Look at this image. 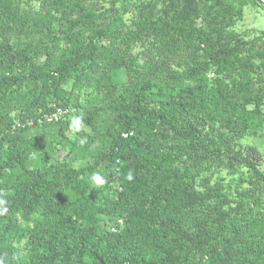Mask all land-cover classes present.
Here are the masks:
<instances>
[{"label": "trees", "instance_id": "16d2710c", "mask_svg": "<svg viewBox=\"0 0 264 264\" xmlns=\"http://www.w3.org/2000/svg\"><path fill=\"white\" fill-rule=\"evenodd\" d=\"M24 1L0 0V200L6 201L0 208H7L0 215V264H264V212L250 214L244 201L223 200L224 185L200 179L221 165H243L255 179L254 189L241 194L251 197L264 188V170L254 157L234 151L217 134L249 105H264V41L209 32L198 23L202 0L161 6L149 1L125 32L116 29L115 7L103 9L99 0H41L34 16ZM59 36L72 46L55 55ZM104 39L109 45L99 48ZM144 41L149 55L141 64L128 54ZM122 69L127 79L116 82L114 72ZM212 69L216 84L207 89ZM256 70L261 74L254 75ZM162 75L195 83L176 97L152 99ZM92 77L96 99L79 116L95 133L78 135L77 142L102 141L88 151L93 163L29 167L31 151L15 143L17 153L3 163L8 119L18 104H26V121L38 109L33 118L67 109L63 99L70 93L62 85ZM26 81L37 94L27 103ZM50 95L58 99L56 107L48 106ZM103 114L105 132L99 129ZM63 118L41 125L60 122L63 131L74 130L73 121ZM101 164L119 183L114 197L88 181L101 173ZM4 166L22 171L12 179L1 172ZM109 204L123 221L118 232H105L97 223ZM40 209L36 228L24 231L17 215L30 218ZM23 240L27 253L18 245Z\"/></svg>", "mask_w": 264, "mask_h": 264}, {"label": "rangeland", "instance_id": "374dc122", "mask_svg": "<svg viewBox=\"0 0 264 264\" xmlns=\"http://www.w3.org/2000/svg\"><path fill=\"white\" fill-rule=\"evenodd\" d=\"M157 2L160 6L169 0H99V5L106 9L107 7H115L119 16L117 31H128L133 26L131 24L132 16L140 7L147 2ZM264 0H202V7L198 23L205 25L209 32L217 35L218 33H234L239 38L244 40L264 41ZM23 7L31 15L34 16L38 11H41V0H25ZM57 33L59 32L58 29ZM216 37V36H214ZM122 40H118V48L123 50L124 44ZM110 40L104 39L97 42L99 48L108 46ZM57 50L55 55L67 53L72 44L69 40L59 36L57 40ZM117 47V45H116ZM149 43L147 41L136 43L129 52L128 57L138 63H143L149 55ZM44 58V57H43ZM45 59V58H44ZM54 63V58H52ZM261 74V70H256L254 75ZM116 82H125L127 77L125 70H117L113 76ZM205 86L207 89L215 87L216 74L214 69L210 70L206 76ZM157 85L150 97L152 99H167L176 97L181 88L187 83H195L187 80L178 82L167 80L163 77L156 79ZM62 87L69 95L63 99L67 105V112L63 118L68 122L73 121L74 117L79 116L84 107L95 101L97 90L96 80L92 78H83L75 81V78H70ZM33 83L26 81L22 89V96L26 97V103L31 102L27 97H36ZM58 99L50 95L48 99L49 107H56ZM11 112L8 123L11 125L10 133L6 132V140H4L3 163L9 155L17 153L13 149L14 143L20 148L27 147L31 153L27 160L29 167H43L51 164H59L67 161L77 168L86 166L88 163H93V159L88 151L94 150L102 141L93 140L90 143L79 144L78 135L82 136L86 133L94 134V130L90 124L82 122L77 124L79 131L71 130L70 128L63 131L60 122H56L52 126H42L37 123H27L25 103L18 104ZM42 109H38L32 116L35 117ZM241 114V113H240ZM233 120L227 121L229 128H225V124H221L220 131L217 134L222 135L224 143H228L230 148L241 155H252L258 167L264 170V105L256 107L254 104L249 105L247 111L241 115H235ZM99 129L105 132L107 115L103 114L100 118ZM22 122V127L19 124ZM10 137V138H9ZM10 139L8 141L7 139ZM78 138V139H77ZM2 164V163H1ZM100 174L103 176L107 187L106 192H110L111 197H114L118 188V181L111 180L109 176V168L101 164L99 166ZM21 167H6L4 166L1 172L15 179L21 172ZM203 183H211L212 185H224L225 190L221 193L223 200L227 197L233 202L244 201L247 204V209L250 214L256 211L264 212V188L256 189L252 192V196L242 195L241 193L248 188L254 189L251 185L255 179L254 173L246 166L235 165L227 167L221 165L213 168L211 171L203 173L200 177ZM91 182V179H88ZM43 218L42 210L35 212L32 217L25 218L22 213L17 215V223L24 230H34L40 219ZM97 223L105 232H118L123 227V221L117 213L112 210V206L106 205L105 210L96 216ZM21 250L27 253L25 240L19 244ZM22 252V251H21Z\"/></svg>", "mask_w": 264, "mask_h": 264}, {"label": "clouds", "instance_id": "9594fccd", "mask_svg": "<svg viewBox=\"0 0 264 264\" xmlns=\"http://www.w3.org/2000/svg\"><path fill=\"white\" fill-rule=\"evenodd\" d=\"M82 117L77 116L73 118V123L71 125V127L75 130V131H79L80 129L76 127L77 124H80L82 122ZM84 140H81V143H83ZM129 180L133 179V176L131 175V173H129L128 177ZM91 181L93 182L94 185L96 186H100L103 185L105 183V180L103 178V176L100 173H93L90 177ZM6 203V201L4 200H0V206L4 205ZM7 212V208H0V215L4 214Z\"/></svg>", "mask_w": 264, "mask_h": 264}, {"label": "built area", "instance_id": "2783aa9c", "mask_svg": "<svg viewBox=\"0 0 264 264\" xmlns=\"http://www.w3.org/2000/svg\"><path fill=\"white\" fill-rule=\"evenodd\" d=\"M67 112V109H64L62 107H57L53 112L50 113H44L41 117L36 118H29L27 119V123H37V124H43L44 122H52V121H58L61 118L65 116ZM22 122L19 124L20 127H22Z\"/></svg>", "mask_w": 264, "mask_h": 264}]
</instances>
